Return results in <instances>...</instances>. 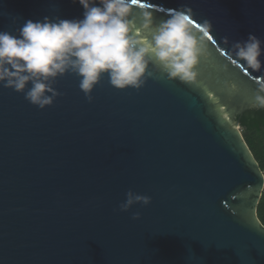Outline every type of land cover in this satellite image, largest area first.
<instances>
[{"label": "water", "instance_id": "water-1", "mask_svg": "<svg viewBox=\"0 0 264 264\" xmlns=\"http://www.w3.org/2000/svg\"><path fill=\"white\" fill-rule=\"evenodd\" d=\"M185 5L211 22L193 82L118 90L105 75L88 102L66 73L43 109L0 84V264H264V173L237 119L260 108L264 55L253 71L231 51L249 33L264 42V0H136L132 16L159 22ZM83 11L0 0V30ZM129 190L151 202L120 211Z\"/></svg>", "mask_w": 264, "mask_h": 264}, {"label": "clouds", "instance_id": "clouds-1", "mask_svg": "<svg viewBox=\"0 0 264 264\" xmlns=\"http://www.w3.org/2000/svg\"><path fill=\"white\" fill-rule=\"evenodd\" d=\"M76 2L84 9L81 19L44 17L26 20L16 34L0 30L3 87L24 92L29 103L43 109L61 95L53 85L66 73L79 79V89L88 102H92L91 92L105 75L118 90H139L149 78L196 80L211 22L205 19L195 25L191 8L182 6L159 22H154L151 12L142 11L137 24L132 16L136 0H73ZM223 40L228 42L227 37ZM262 43L249 33L247 39L231 44L232 55L247 68L260 71ZM254 106L264 108V84L254 97ZM125 196L118 206L120 211L151 202L149 196L131 190ZM139 217L137 212L132 219Z\"/></svg>", "mask_w": 264, "mask_h": 264}, {"label": "trees", "instance_id": "trees-1", "mask_svg": "<svg viewBox=\"0 0 264 264\" xmlns=\"http://www.w3.org/2000/svg\"><path fill=\"white\" fill-rule=\"evenodd\" d=\"M243 138L255 161L264 173V108L245 111L239 117ZM257 218L264 228V190L257 206Z\"/></svg>", "mask_w": 264, "mask_h": 264}, {"label": "rangeland", "instance_id": "rangeland-1", "mask_svg": "<svg viewBox=\"0 0 264 264\" xmlns=\"http://www.w3.org/2000/svg\"><path fill=\"white\" fill-rule=\"evenodd\" d=\"M240 131V130H239ZM241 134H242V136H243V130H241Z\"/></svg>", "mask_w": 264, "mask_h": 264}, {"label": "flooded vegetation", "instance_id": "flooded-vegetation-1", "mask_svg": "<svg viewBox=\"0 0 264 264\" xmlns=\"http://www.w3.org/2000/svg\"><path fill=\"white\" fill-rule=\"evenodd\" d=\"M241 117V116H240ZM238 120H239V117L237 118ZM240 123V122H239ZM241 127V126H240ZM241 130H242V128H241ZM244 139V138H243Z\"/></svg>", "mask_w": 264, "mask_h": 264}]
</instances>
